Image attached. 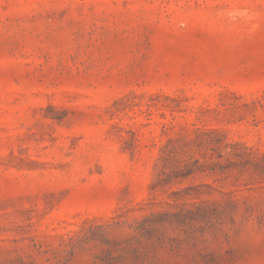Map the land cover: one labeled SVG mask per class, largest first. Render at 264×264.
Masks as SVG:
<instances>
[{
  "label": "rangeland",
  "instance_id": "1",
  "mask_svg": "<svg viewBox=\"0 0 264 264\" xmlns=\"http://www.w3.org/2000/svg\"><path fill=\"white\" fill-rule=\"evenodd\" d=\"M0 264H264V0H0Z\"/></svg>",
  "mask_w": 264,
  "mask_h": 264
}]
</instances>
